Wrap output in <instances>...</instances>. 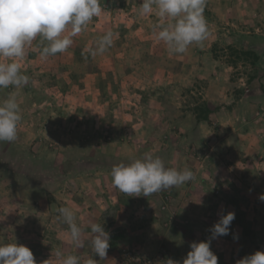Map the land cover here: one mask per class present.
<instances>
[{
    "label": "crops",
    "instance_id": "0c3cea01",
    "mask_svg": "<svg viewBox=\"0 0 264 264\" xmlns=\"http://www.w3.org/2000/svg\"><path fill=\"white\" fill-rule=\"evenodd\" d=\"M132 1L137 9L120 22L121 27H114L115 17H95L80 34L79 52L50 57L61 63L54 66L55 62L47 71L69 82L61 92L65 98L61 106L67 112L46 115L34 106L23 107L17 99L22 120L13 142L41 158H55L58 150L80 139L70 130L72 114L78 117L79 126L94 129L95 143L104 139V134L109 136L112 143L99 147L104 155L134 160L145 153L156 156L159 151L164 153L166 167L190 169L195 179L148 197H129L114 187L111 169L80 167L77 173L62 176L49 198L37 192L41 186L24 188L28 182L15 177L6 182L0 172V240L13 242L11 237L16 238L19 232L41 238L53 235L59 246L35 243L36 247L20 240L22 237H17V243L28 247L33 255H46L42 261L35 258L36 264L48 259L58 264L57 248L65 255L81 257L82 264L93 254L87 242L83 248L71 242L68 226L57 211L69 207L82 228L83 240L90 235L91 223L103 225L109 233L107 256L101 260L93 255L99 264H126L121 255L125 249L135 250L142 257H156L158 264H165L169 251H178L168 243L178 234L177 243L182 245L187 225L195 235L192 243L199 242L202 234L209 240L212 226L232 212L235 218L229 234L211 239L210 248L218 264H236L246 255L264 251V201L259 198L264 194V95L233 81L236 75L244 80L236 74L239 67L226 55L218 54L216 45L241 46L264 62L261 27L247 26L249 15L260 6L254 0H206L214 16V21L206 18V39L190 45L183 54H170L153 33L155 25L167 21L154 13L140 16L143 0ZM108 30L116 34L113 45L104 54L91 56L88 49L95 47L97 38ZM27 56L32 59L34 55ZM157 61L168 65L157 66ZM260 77L264 89V72ZM130 94L134 98L125 101ZM202 108L207 109L205 115H200ZM97 115L110 116V121ZM4 144L0 141L1 147ZM166 195L170 196L169 205L163 210ZM25 217L36 222L35 230L18 228L17 222ZM172 217L176 228L167 229L166 221Z\"/></svg>",
    "mask_w": 264,
    "mask_h": 264
},
{
    "label": "clouds",
    "instance_id": "9594fccd",
    "mask_svg": "<svg viewBox=\"0 0 264 264\" xmlns=\"http://www.w3.org/2000/svg\"><path fill=\"white\" fill-rule=\"evenodd\" d=\"M206 0H143L138 13L145 16L154 13L162 21L153 27L157 41L166 45L170 54H183L189 46L199 44L208 35L204 16ZM104 12L100 0H0V89L22 88L29 83V76L21 71V63L27 50L39 37L42 48L40 57L47 60L58 53H65L73 44V37L85 31L89 22ZM115 33L106 31L88 49L91 56L104 54L114 43ZM22 120L21 108L15 93L0 101V141L17 139L18 125ZM112 183L129 197H148L162 190L191 182L195 179L190 169L177 170L166 167L163 160L151 153L143 154L129 163H119L111 168ZM264 201V194L259 197ZM59 216L68 226L71 242L77 248L90 247L91 253L103 260L110 247V235L103 225L90 224V235L83 240L82 228L69 207H61ZM232 212L222 215L210 229L211 239L229 234L234 220ZM211 239L193 242L182 264H218V257L210 248ZM93 255L82 264H99ZM58 264H81V257L67 254L57 248ZM0 264H36L33 252L26 246L0 240ZM42 264H51L50 259ZM165 264H181L168 258ZM236 264H264V251L236 261Z\"/></svg>",
    "mask_w": 264,
    "mask_h": 264
},
{
    "label": "rangeland",
    "instance_id": "374dc122",
    "mask_svg": "<svg viewBox=\"0 0 264 264\" xmlns=\"http://www.w3.org/2000/svg\"><path fill=\"white\" fill-rule=\"evenodd\" d=\"M102 8H104V12L100 17H106L107 18H112L115 17L118 20L116 21V25H114L115 28H119L122 26V21H125L129 16L131 17V14L134 13V10L137 9V5L135 2H129V0H100ZM258 6H260V10L257 12L249 15L251 17H248L250 20L247 22L249 23L247 26H254L257 24L258 26L261 27L259 34L261 38L264 39V0H254ZM209 4H206L205 10H204V16L205 18L212 19L214 21V16L212 11L208 10ZM244 22V21H242ZM254 28V27H253ZM122 30V29H120ZM115 33V32H114ZM253 35V33L251 34ZM80 34L76 37H73V44L72 46L66 51H74V52H79L80 49H82V45L80 43ZM260 42H264L259 40ZM43 45L40 43L39 37L33 42V45L27 50V53H32L34 56L28 57L27 53L25 58L20 61L21 63V71L24 72L26 75L29 76V83L28 85L22 87V88H14V87H9L7 89H0V101H2L3 97H7L8 94L10 93H15L16 97L18 100L22 101V106L31 108V106H34L37 108L39 112H43L46 115L48 113H57L59 115H62L64 113L63 111H66V109H63L61 106L62 102L65 100L63 93L62 92V86L67 85V83L64 81L62 77L57 78L53 77L51 75V72H48L47 69L52 66L56 61H52L50 57L47 60H42L40 57V49L42 48ZM264 47V44H262ZM216 51L219 52L218 54H224L228 57V60L235 65L239 67V71L236 72V74H241V77L244 78V80L240 81L238 80V76H234L233 81H238V83H244L245 88H253L257 92L260 90L263 91L264 95V89L261 84L259 83L261 80L260 75L264 72V62H259L258 58L255 55H245L244 53L248 52V50L244 49L241 46L238 45H226V46H221L220 44L216 45ZM262 50H260L261 52ZM263 53V52H261ZM62 54V53H58ZM57 55V54H56ZM264 55V53H263ZM264 61V59H263ZM57 63V62H56ZM61 63V60L59 63L55 64L54 66L58 65ZM239 63V64H238ZM244 63V64H240ZM155 65L160 66V67H166V62L165 61H157L154 62ZM168 65V64H167ZM236 66V67H237ZM255 68V70L253 69ZM71 79V85H72V78ZM56 81H58L56 83ZM64 82V83H63ZM77 82V80H76ZM73 93V92H71ZM260 94L261 96H263ZM131 95V94H130ZM129 95V96H130ZM64 98V99H63ZM134 97L131 95L128 99V97H125V101L127 100H132ZM137 98V97H136ZM139 98V97H138ZM193 99L197 100V98L194 96ZM192 100V99H191ZM123 102V101H122ZM49 107V108H47ZM203 110H207L206 108L200 109V115H203L204 113L202 112ZM189 111V110H188ZM264 112L263 110H261ZM67 112V111H66ZM66 114V113H65ZM114 114V113H113ZM67 115V114H66ZM71 121L73 128L70 126L71 132H75L78 134V137L80 135V139L77 137V141L72 142L71 147H66L62 150L57 151V155L55 158L52 159H47V158H41L38 155H36L32 150L27 151V150H22L16 143L12 142H7L5 141L6 144L4 146H0V172L5 176V181H13L15 178L19 179L21 182H23L22 174L21 171L24 168L23 162L28 165L29 163L31 165L35 164L36 161L41 160V161H46L49 164H58L56 165L55 169V178L51 179L50 182H41L40 178L33 182L35 185L41 186L39 187V191L41 194H44L46 196L52 195V189L54 186H56L57 183H60L62 181V176L66 175L67 173H77L79 171L80 167L84 169H93L96 163H93V159L95 160L96 156L98 155H103L106 157H115V158H120L116 156H108L104 155L103 152L99 149L102 145H107L112 143L111 139L109 138L108 135L104 134V139L99 140V142H96L93 140V134H94V129L87 130L85 126L80 125L77 123V116H72L70 114ZM115 115V114H114ZM101 116V115H100ZM81 118V116H79ZM94 117V116H93ZM95 118V117H94ZM97 118H105V121H110V116H105V117H99L97 115ZM73 120V121H72ZM112 124V122H111ZM106 125L103 127L105 128ZM116 129V125H112ZM76 127V128H75ZM75 128V130H74ZM104 128H99L100 132L105 133ZM107 128V127H106ZM122 128V127H121ZM120 127L118 129H121ZM143 142H140L141 148H143ZM51 148V147H50ZM11 150V151H10ZM67 152V153H66ZM66 153V154H64ZM156 156L160 157L163 162L166 161V158H164V153L156 151ZM71 157H67L70 156ZM153 155V153H152ZM6 156V157H5ZM154 156V155H153ZM5 157V158H4ZM89 157L91 161H86L85 158ZM141 158V157H139ZM123 160H126L124 158H120ZM98 164H104V165H110L111 164L108 161L105 160H99L97 162ZM37 166V165H36ZM35 168H40V167H35ZM15 177V178H14ZM27 182V181H25ZM45 183V184H44ZM28 183H25L27 185ZM44 184V185H43ZM24 185V188H28L27 186ZM43 185V186H42ZM37 190V189H34ZM169 195H166L163 197V206L162 209L168 208L169 205ZM163 210H166V209ZM24 221V222H23ZM23 221L17 222L18 228L24 226L23 228L26 229L28 228L29 231L35 230L36 229V222H32L29 218H24ZM167 224V229H171V227L174 229L176 228V225L174 223V219L169 218V220L166 221ZM51 223V222H50ZM56 225H58L57 222H55ZM52 225V224H51ZM212 223L209 221V226L211 227ZM52 227H54L52 225ZM52 227L50 229H52ZM191 226L187 225V228L184 229V233L187 235L185 238L188 243L182 242L180 244L177 243L179 237L178 234L173 236L172 242H169V245H174L178 247L177 252H170L168 253V258H171L173 260L178 259V261H183V258L186 257L187 253L191 250L190 245L192 244L191 240L195 239V235L192 234V229H190ZM178 230V229H177ZM186 230L188 232H186ZM197 232V231H196ZM41 235V234H40ZM207 234H202V239L199 241H206ZM14 237H11L12 241L14 242L15 240L17 241V237H22L20 240H25L27 241V244H30L32 246L38 247L35 243H40V245H47V244H53L56 246H59L60 243H57L56 240L58 238L53 235H47L48 238H41L40 236H37L35 233H17V235ZM220 237V236H219ZM183 241V239H181ZM217 242V241H216ZM219 242V241H218ZM213 243V242H211ZM34 244V245H33ZM221 244V243H220ZM30 246V245H28ZM40 249V247H39ZM124 251H129L133 252L136 256L135 260H128L126 257H124ZM173 251V248L172 250ZM181 251V252H180ZM122 258L125 260L126 264H144L146 262H151L152 264H158L157 258L156 257H145L141 256L137 251L135 250H129L125 249L122 251ZM174 257H177L176 259ZM34 258L40 259L41 261L46 258V255L41 258V253H34ZM167 258V259H168ZM177 261V260H176Z\"/></svg>",
    "mask_w": 264,
    "mask_h": 264
},
{
    "label": "trees",
    "instance_id": "16d2710c",
    "mask_svg": "<svg viewBox=\"0 0 264 264\" xmlns=\"http://www.w3.org/2000/svg\"><path fill=\"white\" fill-rule=\"evenodd\" d=\"M244 54L245 55H255V53L250 51V50H248V52H246ZM202 112L205 113L206 110H203ZM202 117H204V116H199L198 119H206V118H202ZM66 153H64V154H66ZM1 154H0V156H1ZM71 156L72 155L67 156V157H71ZM85 160L86 161H91V159L89 157H86ZM99 160L108 161L111 164V166L110 165H104V164H102V165L98 164L97 162H99ZM92 161H93V163H96L94 167H98L99 165H101V166H104L105 168L110 170L114 165H117L119 163H129L132 160H130V159L123 160V159H120V158L106 157V156H103V155H101V156L98 155V156H96L95 160L93 159ZM23 165H24V168L21 171L23 182L24 183H25V181L28 182V184L25 185V186H27L29 188H38L39 185H35V184L39 183V182H36L35 180L40 178V179H42V180H40L41 182H46V181L50 182L51 179L55 178V175H56V174H54L55 173V169H56L55 167L58 164L56 163V164L53 165V164H49L46 161L38 160L33 165H31L30 163L28 165V162H27V164L23 162ZM36 165L38 167H40V168H35V167H37ZM34 181L36 182L35 184L33 183Z\"/></svg>",
    "mask_w": 264,
    "mask_h": 264
},
{
    "label": "built area",
    "instance_id": "2783aa9c",
    "mask_svg": "<svg viewBox=\"0 0 264 264\" xmlns=\"http://www.w3.org/2000/svg\"><path fill=\"white\" fill-rule=\"evenodd\" d=\"M124 257H126L130 261L131 260H135V258H136L135 254L133 252H129V251H124ZM144 264H152V263L151 262H146Z\"/></svg>",
    "mask_w": 264,
    "mask_h": 264
}]
</instances>
